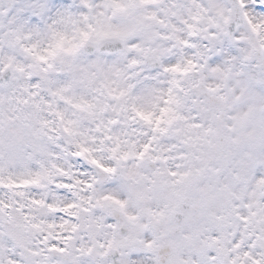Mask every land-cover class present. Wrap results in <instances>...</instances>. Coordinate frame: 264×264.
<instances>
[{
    "label": "snow or ice",
    "instance_id": "1",
    "mask_svg": "<svg viewBox=\"0 0 264 264\" xmlns=\"http://www.w3.org/2000/svg\"><path fill=\"white\" fill-rule=\"evenodd\" d=\"M0 264H264V0H0Z\"/></svg>",
    "mask_w": 264,
    "mask_h": 264
}]
</instances>
